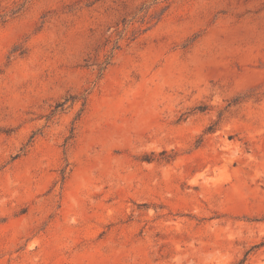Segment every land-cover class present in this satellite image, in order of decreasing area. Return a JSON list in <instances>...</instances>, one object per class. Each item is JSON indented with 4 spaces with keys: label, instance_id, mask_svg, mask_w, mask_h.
Here are the masks:
<instances>
[{
    "label": "rangeland",
    "instance_id": "obj_1",
    "mask_svg": "<svg viewBox=\"0 0 264 264\" xmlns=\"http://www.w3.org/2000/svg\"><path fill=\"white\" fill-rule=\"evenodd\" d=\"M0 264H264V0H0Z\"/></svg>",
    "mask_w": 264,
    "mask_h": 264
}]
</instances>
